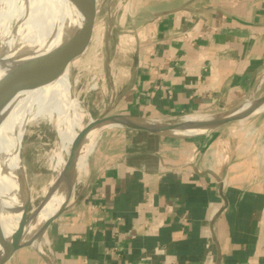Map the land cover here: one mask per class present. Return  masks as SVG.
<instances>
[{"label": "crops", "instance_id": "1", "mask_svg": "<svg viewBox=\"0 0 264 264\" xmlns=\"http://www.w3.org/2000/svg\"><path fill=\"white\" fill-rule=\"evenodd\" d=\"M133 14L109 114L212 115L264 89V0H140ZM250 118L183 140L103 131L43 240L49 262L25 248L5 264H264V121Z\"/></svg>", "mask_w": 264, "mask_h": 264}, {"label": "bare ground", "instance_id": "2", "mask_svg": "<svg viewBox=\"0 0 264 264\" xmlns=\"http://www.w3.org/2000/svg\"><path fill=\"white\" fill-rule=\"evenodd\" d=\"M69 3V0H0V31L5 37L4 40H0V52L8 45L7 39L21 22L20 42L22 46L28 45L24 76L26 80L35 77V82L16 92L15 103L8 101L6 97L0 99V118L4 117L1 128L6 127L9 139L20 142L29 122L32 124L42 120L53 125L58 140L50 157V165L57 172V177L50 188L59 179V174L75 146L77 136L85 127L84 119L89 115L78 98L73 96L69 68L52 82L38 86L54 69L66 64L73 50L71 43L58 27ZM199 117L190 115L186 120L191 121ZM101 134L102 131L94 132L86 142L77 163L71 188L60 191L51 200L47 198L41 209L33 212L32 219L22 232L24 240L36 233L49 215L69 204L77 181L88 162L87 158L94 150ZM25 182L22 150L15 156L11 153H0V240L9 239L18 229L15 221L17 213L12 214L10 209L14 211L17 207L23 206ZM48 194L47 190L46 197ZM18 213L17 217L21 215V212ZM46 238L45 236L43 240ZM36 248L43 252V241Z\"/></svg>", "mask_w": 264, "mask_h": 264}, {"label": "water", "instance_id": "3", "mask_svg": "<svg viewBox=\"0 0 264 264\" xmlns=\"http://www.w3.org/2000/svg\"><path fill=\"white\" fill-rule=\"evenodd\" d=\"M69 2L70 5L68 4L65 8L66 11L62 15V19L58 27L71 43L73 53L63 67L54 69L38 86H43L47 84V82H52L68 68L71 75V69L75 62V56L78 53H83L88 46L92 33V23L87 15L90 10L89 4L86 2L84 3L83 0H69ZM21 27V22L16 25L11 37L7 39L8 45L0 52V99L6 97L7 100L12 103H15L17 100L16 92L18 90L35 82V77L33 78L29 75V77L32 78L30 80H26L24 76L25 53L28 49V45L22 46L20 42L21 36L19 37V32L21 31ZM4 39L5 37H3V32L0 31V40ZM263 111L264 95L258 96L257 94L252 95L249 99L245 100L237 107L212 115H201L199 118L191 121L186 120L187 116L180 118L181 120L178 119L179 121L164 119L159 120L145 119L128 115H113L106 111L97 118L91 119V121H89L88 124L85 125L84 129H82V131L78 134L75 146L72 148L71 153L62 168L61 173L59 174V179L49 190L48 197H45L42 206L46 202L47 198L51 200L60 191L65 190L66 188H71L74 183L77 163L83 148L89 137L96 131L103 132L111 128H124L142 131L169 139H192L212 134L223 127L248 119ZM3 118L4 117L0 118V153H11L15 156L18 151L22 150L24 138L20 142H14L9 139L7 137L6 127L1 128ZM24 187L25 197L23 206L21 205L17 207L14 211L13 209H10L12 214L17 213L19 215L18 212H21L19 217L16 216L17 214L15 215V221L18 225V229L9 239L0 240V264H5L15 253L25 248L34 249L49 262L46 253L44 251L40 252L37 250L36 246L41 244L44 237L47 235L51 224L65 212L68 206V204L64 205L58 211L49 215L42 227L30 238L24 240L22 238L23 229L33 216L32 213L31 217H28L30 200L27 181L25 182ZM42 206L36 210L41 209Z\"/></svg>", "mask_w": 264, "mask_h": 264}, {"label": "rangeland", "instance_id": "4", "mask_svg": "<svg viewBox=\"0 0 264 264\" xmlns=\"http://www.w3.org/2000/svg\"><path fill=\"white\" fill-rule=\"evenodd\" d=\"M83 1L90 7L87 15L92 23V33L86 50L75 56L69 75L73 96L78 98L89 114L84 119V124L87 125L91 119L110 110L112 104H115L116 96L120 93L118 87L127 67L132 64V36L139 28L141 19L133 14L140 0ZM72 53L73 50L70 56ZM263 94L264 89L258 96ZM256 115L249 121H264V111ZM252 125L245 128L246 133L258 134L259 127ZM238 128L239 124L236 122L228 129H233L237 135ZM228 129L217 132L218 138H226ZM24 130L22 158L29 189L28 217H31L42 206L46 191L51 189L50 185L57 177V172L50 165V157L58 135L50 122L42 120L32 124L29 122ZM43 251L45 252L44 247Z\"/></svg>", "mask_w": 264, "mask_h": 264}]
</instances>
